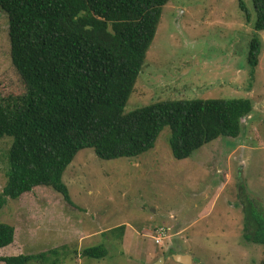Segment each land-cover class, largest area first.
Segmentation results:
<instances>
[{
    "label": "rangeland",
    "instance_id": "1",
    "mask_svg": "<svg viewBox=\"0 0 264 264\" xmlns=\"http://www.w3.org/2000/svg\"><path fill=\"white\" fill-rule=\"evenodd\" d=\"M169 0L162 6L123 113L169 99L249 98L252 110L236 137H218L176 159L170 128L149 150L102 159L93 148L77 152L62 181L68 198L36 186L0 207V222L15 227L0 255L57 248L29 264H260L264 244L243 236L245 208L264 215V30L254 31L251 0ZM248 15V19H247ZM7 15L0 10L1 93L22 84L9 53ZM256 32V33H254ZM257 34L255 67L248 43ZM12 138H0V193ZM169 227L162 244L154 237ZM102 245V258L81 255ZM0 264H4L1 262Z\"/></svg>",
    "mask_w": 264,
    "mask_h": 264
},
{
    "label": "trees",
    "instance_id": "2",
    "mask_svg": "<svg viewBox=\"0 0 264 264\" xmlns=\"http://www.w3.org/2000/svg\"><path fill=\"white\" fill-rule=\"evenodd\" d=\"M168 1L0 0L11 63L23 88L6 96L0 89V138H12L0 207L36 186L66 200L62 175L83 148L102 159L137 156L168 126L172 155L183 159L218 137L239 135L252 110L249 98L169 99L123 113ZM251 1L254 31L264 30V0ZM254 33L247 54L253 67L261 52ZM251 205L243 236L264 244V215ZM14 235V225L0 222V248ZM57 252L0 255V263L29 264ZM106 253L97 245L81 255L98 259Z\"/></svg>",
    "mask_w": 264,
    "mask_h": 264
},
{
    "label": "built area",
    "instance_id": "3",
    "mask_svg": "<svg viewBox=\"0 0 264 264\" xmlns=\"http://www.w3.org/2000/svg\"><path fill=\"white\" fill-rule=\"evenodd\" d=\"M169 230V227H159L157 229V235L154 237V242L156 244H162L163 239L167 236V231Z\"/></svg>",
    "mask_w": 264,
    "mask_h": 264
},
{
    "label": "water",
    "instance_id": "4",
    "mask_svg": "<svg viewBox=\"0 0 264 264\" xmlns=\"http://www.w3.org/2000/svg\"><path fill=\"white\" fill-rule=\"evenodd\" d=\"M173 258L175 261L182 263V264H190L191 263V257L187 254L174 253Z\"/></svg>",
    "mask_w": 264,
    "mask_h": 264
}]
</instances>
